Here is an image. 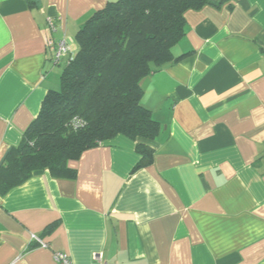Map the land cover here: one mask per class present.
<instances>
[{"label": "crops", "instance_id": "crops-1", "mask_svg": "<svg viewBox=\"0 0 264 264\" xmlns=\"http://www.w3.org/2000/svg\"><path fill=\"white\" fill-rule=\"evenodd\" d=\"M110 1L0 0V164L60 86L57 42L75 53ZM184 18L174 59L140 80L159 123L141 140L152 161L135 169L136 142L117 134L69 160L73 176L34 171L0 195V264H60L55 251L73 264H264V0Z\"/></svg>", "mask_w": 264, "mask_h": 264}, {"label": "trees", "instance_id": "trees-1", "mask_svg": "<svg viewBox=\"0 0 264 264\" xmlns=\"http://www.w3.org/2000/svg\"><path fill=\"white\" fill-rule=\"evenodd\" d=\"M224 0H114L78 29V48L45 95L37 116L0 164V195L34 171L73 176L68 162L88 148L123 134L136 142L135 169L152 161L159 123L141 103L140 80L171 62L185 33L184 13ZM55 223L47 226L50 230Z\"/></svg>", "mask_w": 264, "mask_h": 264}, {"label": "built area", "instance_id": "built-area-1", "mask_svg": "<svg viewBox=\"0 0 264 264\" xmlns=\"http://www.w3.org/2000/svg\"><path fill=\"white\" fill-rule=\"evenodd\" d=\"M47 22L51 29H55L54 22L50 17L47 19ZM74 55L75 53L72 51L70 45L65 39H60L57 42L56 50L53 57L55 63L58 64L62 60H64L66 65L74 58ZM31 240L40 243L42 246H47V243L43 242L38 236L34 234H31ZM53 258L60 264H73V261L71 260L70 256L65 252L55 251L53 252ZM95 258L99 260L100 255H95Z\"/></svg>", "mask_w": 264, "mask_h": 264}]
</instances>
